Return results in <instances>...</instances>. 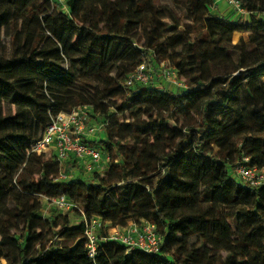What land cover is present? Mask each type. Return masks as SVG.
<instances>
[{"label":"trees","instance_id":"obj_1","mask_svg":"<svg viewBox=\"0 0 264 264\" xmlns=\"http://www.w3.org/2000/svg\"><path fill=\"white\" fill-rule=\"evenodd\" d=\"M241 1L252 13L230 20L213 11L216 0H183L187 10L180 7L185 13L170 15L171 22L150 0H67L66 10L50 0L15 1L27 20L22 47L0 54V260L8 257L1 246L13 241L20 264H264V185L253 188L231 175L243 156L264 168V98L254 99L247 124L235 106L243 84L252 97L263 86L264 52L250 42V63L241 58L205 83L198 71L202 61L213 68L232 61L234 33L264 28V3ZM148 17V32L140 34ZM5 28L0 21V45ZM154 60H169L194 83L181 91L125 85L129 73ZM80 105H92L95 119L108 122L107 138L91 143L110 155L107 179L95 171L89 180H58L72 163L28 153L52 115ZM146 113L149 121L142 120ZM144 137L167 152L150 151L148 164V148H129ZM63 194L114 226L156 223L166 234L161 252L127 254L109 241L89 257L84 222L40 216L44 196Z\"/></svg>","mask_w":264,"mask_h":264},{"label":"built area","instance_id":"obj_2","mask_svg":"<svg viewBox=\"0 0 264 264\" xmlns=\"http://www.w3.org/2000/svg\"><path fill=\"white\" fill-rule=\"evenodd\" d=\"M53 6L67 8V0H50ZM238 10L239 16L249 15L252 12L246 10L241 0H216ZM156 64L155 71L153 65L146 66L145 63L139 65L128 74L125 85L134 87L136 85L147 86L152 83L158 85L165 83L168 89L173 91L186 90L187 81L182 78L178 69L169 60L153 63ZM94 107L92 105L75 106L70 111H61L51 116L40 138L35 140L28 153L38 155L47 154L60 163H78L71 172L62 173L58 180H72L78 176L79 169L86 173L97 171L95 167L101 162L110 161L109 153L102 148L93 146V141H99L106 135L108 122H98L94 119ZM94 119L97 121H92ZM74 165V164H73ZM231 175L239 182L250 186L259 187L264 185V168L253 164L251 158L243 156L241 160L231 169ZM238 181V180H237ZM44 200L50 205H54L62 211L80 212L79 222L85 223V236L87 238V254L94 258L101 244L115 242L125 247L126 253L131 254L134 250H141L148 254H158L166 241V234L159 232L156 223L148 220H130L126 225H112L104 221L101 216L87 215V208L78 205L66 194L58 197L44 196ZM43 212V206L42 210Z\"/></svg>","mask_w":264,"mask_h":264},{"label":"rangeland","instance_id":"obj_3","mask_svg":"<svg viewBox=\"0 0 264 264\" xmlns=\"http://www.w3.org/2000/svg\"><path fill=\"white\" fill-rule=\"evenodd\" d=\"M15 1L17 0H0V16L1 19L0 21H3L5 23V30L2 33L1 39V45H0V54L3 56H12L14 54L17 53L19 46L22 47V43H23V39L21 38V34L20 31L22 30V28L25 26V22L27 20L26 15L24 14V12H22L21 10H19L17 8V6L15 5ZM38 2H43L44 0H37ZM151 2H155L156 5L158 6V8L161 10V12L167 17V21L171 22V17L170 15L174 16L175 18H177L179 15H181V13H185L184 10H187V5L185 4V2H183V0H150ZM253 4H263L264 0H251ZM184 9L183 11L181 10V8ZM230 8V7H229ZM231 9V13L228 15L230 20H236L239 17L238 14V10L237 9H233L232 7ZM246 10H248L247 8H245ZM249 16V15H246ZM188 19V17H187ZM149 17L146 19V22L144 25L141 26L140 28V34H146L148 32V24H149ZM193 37V36H192ZM230 41L232 43V45L234 46L233 49L230 50V55H231V59L232 61H228L229 59H225L223 63H219L217 65H215V68H213L207 61H202L201 64L198 67V71L201 72L202 74V82H207L215 73H223V71H231V69L238 64V61H240V59L242 58L244 60V62L250 63L251 61H253L254 59V54L251 53V48H250V42H256L261 51L264 52V28L263 29H253L251 31L248 32H240V34L238 33H234L233 36L230 38ZM230 41L227 42L228 44H230ZM23 59L26 60V55L23 54ZM131 60V59H129ZM153 63H157V61H153L150 64H145L146 66H151L153 65V69L155 71H157L156 69V64L154 65ZM125 65H128V63H125ZM111 70V74L115 75L117 74V68H115L114 66H111L110 69ZM87 79L90 78H95L91 75H88L86 77ZM261 84L263 85L261 87V89H257L254 91V95L253 97L249 95V93L246 90V86L245 84H243L240 89H239V96L238 99L236 101V108L239 110L240 114L243 115V121L245 124L248 123V119L250 118L252 112H253V104L256 103L254 99L257 98L258 103H260V101H262V99L264 98V75L260 76L259 78ZM95 83L100 85V83L102 82L101 78L98 79H94ZM194 82H192L190 79H187V84L189 86H192ZM165 83H159L158 87L163 88V89H168L167 85H163ZM251 87L253 88V86L251 85ZM86 89V86L84 87V90ZM89 89V88H88ZM254 89V88H253ZM256 96V97H254ZM160 107H162V105H159ZM156 106L154 108V112L159 114L161 111V108ZM4 108L6 110H10L13 109L14 106H11L10 104L5 103L4 104ZM217 109V107L215 108ZM164 110V109H163ZM99 117V116H98ZM191 119V117H189ZM95 119V117H94ZM94 119H92V121H95ZM142 120L144 121H149L150 120V113H146L143 117ZM141 120V121H142ZM98 122H101L102 119L97 120ZM97 121H95V123H97ZM140 123V121H139ZM170 125H173L174 122L171 119L169 121ZM186 124H189V120H186ZM253 131H258L257 127H253L251 128ZM108 135L105 136V134H102V137H98V139L100 138H107ZM195 136L197 137V134H195ZM132 135L131 134H125L124 138H131ZM155 138L154 137H144L143 139L139 140V139H134V141H132L133 143H131L129 145V148H131L133 146V144L138 145L140 148H148L149 151L146 152L145 154L147 155V160H148V164L151 163L154 159L153 156H151L149 154L150 151H152L151 154H161L163 152H167L168 148L164 143H160L162 144L161 146H157L155 144ZM239 141V140H238ZM238 141H234L235 143H237ZM238 144V143H237ZM235 148L236 147L235 145ZM49 156V155H48ZM67 164V163H64ZM73 167L72 169L68 170L67 172H71L73 170V168L75 167L76 169H78V163L74 162L73 163ZM108 163H105L104 161L101 162L99 165H97L95 167V169L97 170V174H99V178H104L107 179L108 177H110L109 174H107L108 171ZM65 173V172H64ZM78 175H81L83 178L86 179H92L95 176V173H86L84 170L79 169L78 171ZM238 182L240 181V178H237ZM6 203L8 205L11 204V202L9 201V199L6 200ZM43 212L41 213L40 216H42V218H49V217H57L63 214H69L70 215V219H71V226H76L78 225L80 222L79 219V215L77 212H69V211H62L57 209L54 205H50L49 203H47L44 198H43ZM1 206L2 203H0V231H2V227H1ZM198 205H195L194 208H198ZM231 225L233 227L234 230L237 229V221L236 220H231ZM1 239V237H0ZM53 244V242H50L48 244V247H50V245ZM52 246V245H51ZM1 248H3V251L5 252L6 255H8V257L2 258L0 260V264H20V259L18 257V249L16 247L15 242L13 241H7V243L3 246H1ZM40 248H43V245H41ZM222 255H224V253H222Z\"/></svg>","mask_w":264,"mask_h":264},{"label":"crops","instance_id":"obj_4","mask_svg":"<svg viewBox=\"0 0 264 264\" xmlns=\"http://www.w3.org/2000/svg\"><path fill=\"white\" fill-rule=\"evenodd\" d=\"M216 6L213 8V11H217V12H219L221 15H223V16H226V17H228V15L232 12L231 11V7L230 6H228L227 4H225V3H222V2H217L216 1ZM230 7V8H229ZM229 18V17H228ZM237 34L239 33L240 34V32H236ZM156 86H158V85H156Z\"/></svg>","mask_w":264,"mask_h":264}]
</instances>
